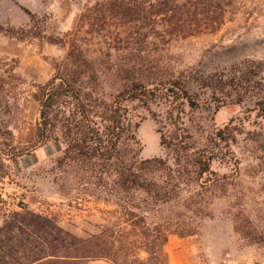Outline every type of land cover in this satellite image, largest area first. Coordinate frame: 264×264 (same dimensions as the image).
I'll return each instance as SVG.
<instances>
[{
  "label": "rangeland",
  "instance_id": "1",
  "mask_svg": "<svg viewBox=\"0 0 264 264\" xmlns=\"http://www.w3.org/2000/svg\"><path fill=\"white\" fill-rule=\"evenodd\" d=\"M85 4L0 0V228L11 214L28 209L88 240L112 229L120 218L117 207L77 191L73 176L64 178L57 166L59 142L36 144L39 105L32 94L54 77L55 66L68 50L41 37L79 34L87 54L104 70L113 71L136 56L149 57L167 73L250 72L254 84L240 97L230 96L228 90H199L196 97L209 111L185 110V124L200 146H207L213 133L226 126L234 140L216 150L211 170L220 183L198 193L190 190L181 203L163 211L160 225L167 238L165 264H264V83L258 78L264 77V0H232L216 32L189 38L168 35L160 21L145 29L127 28L119 17H81ZM25 10L37 17L34 23ZM128 108L134 121H141L135 134L143 148L140 158H165L146 110L138 103ZM152 108L164 113L166 106ZM183 228L194 235L178 236L177 229ZM135 251L126 264H152L143 251ZM83 264L116 263L102 256Z\"/></svg>",
  "mask_w": 264,
  "mask_h": 264
},
{
  "label": "trees",
  "instance_id": "2",
  "mask_svg": "<svg viewBox=\"0 0 264 264\" xmlns=\"http://www.w3.org/2000/svg\"><path fill=\"white\" fill-rule=\"evenodd\" d=\"M231 5L232 0H86L81 17H119L127 28L145 29L160 21L168 35L189 38L216 32ZM25 12L34 23L37 17ZM78 36L41 37L68 50L55 66L54 77L32 94L39 105L36 144L59 142L57 166L64 178L73 176L77 191L117 207L120 218L112 229L82 240L53 219L22 209L0 228V264H83L102 256L126 264L128 257L136 256L135 250L143 251L149 263L165 264L167 238L161 214L181 203L190 190L198 193L220 183L211 170L218 158L216 150L234 140L226 126L213 133L207 146H200L185 124V110L209 111L196 97L199 90L212 94L228 90L230 96L240 97L254 79L247 69L225 76L193 69L167 73L149 57L136 56L113 71L104 70L96 66ZM258 78L264 83V77ZM133 103L141 105L155 123L165 158H140L143 148L135 134L141 121L131 115L128 106ZM163 105L164 113L152 108ZM177 231L180 237L194 235L184 228ZM134 244L137 247L131 248Z\"/></svg>",
  "mask_w": 264,
  "mask_h": 264
}]
</instances>
